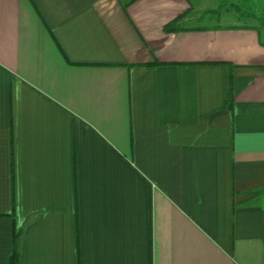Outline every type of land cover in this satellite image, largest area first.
<instances>
[{
	"label": "crops",
	"instance_id": "obj_1",
	"mask_svg": "<svg viewBox=\"0 0 264 264\" xmlns=\"http://www.w3.org/2000/svg\"><path fill=\"white\" fill-rule=\"evenodd\" d=\"M207 6L0 0V264H264V27Z\"/></svg>",
	"mask_w": 264,
	"mask_h": 264
},
{
	"label": "rangeland",
	"instance_id": "obj_2",
	"mask_svg": "<svg viewBox=\"0 0 264 264\" xmlns=\"http://www.w3.org/2000/svg\"><path fill=\"white\" fill-rule=\"evenodd\" d=\"M198 2L208 5L207 9L203 10V18L198 21V24L233 21L237 17L241 24L261 26L259 16L264 14V0H198Z\"/></svg>",
	"mask_w": 264,
	"mask_h": 264
},
{
	"label": "trees",
	"instance_id": "obj_3",
	"mask_svg": "<svg viewBox=\"0 0 264 264\" xmlns=\"http://www.w3.org/2000/svg\"><path fill=\"white\" fill-rule=\"evenodd\" d=\"M253 16H256L253 14ZM261 26L264 27V14H261ZM177 21H174L170 25H168L167 30L172 31V30H179L181 27L177 26ZM20 240H21V231L16 232L15 235V250L13 254L9 257V264H18L19 261V247H20Z\"/></svg>",
	"mask_w": 264,
	"mask_h": 264
}]
</instances>
